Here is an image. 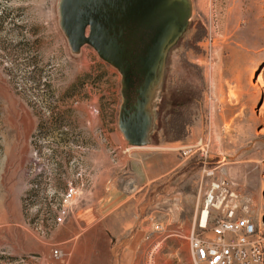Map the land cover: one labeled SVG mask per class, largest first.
Segmentation results:
<instances>
[{
	"label": "rangeland",
	"instance_id": "obj_1",
	"mask_svg": "<svg viewBox=\"0 0 264 264\" xmlns=\"http://www.w3.org/2000/svg\"><path fill=\"white\" fill-rule=\"evenodd\" d=\"M60 2L0 0V264H66L53 220L65 189H76L68 215L90 214L92 201L108 189L137 186L145 164L151 178L162 159L167 171L174 169L164 186L194 188L200 204L210 160H221L224 178L235 184L241 169L243 198L264 230V124L254 141L242 143L210 140L207 125L201 138L190 136L199 107L213 99L209 76L218 58L235 59L242 51L264 57V0H185V30L167 51L148 96L139 146L128 143L118 125L117 69L91 46L70 45L60 25ZM250 85L264 92V59ZM258 103L264 105V93ZM200 140L206 158L200 151L185 154ZM160 187L152 185L138 208L149 232L142 264L151 250L154 264H190L191 225L166 222L172 214L154 204ZM158 224L160 233L154 230Z\"/></svg>",
	"mask_w": 264,
	"mask_h": 264
},
{
	"label": "crops",
	"instance_id": "obj_2",
	"mask_svg": "<svg viewBox=\"0 0 264 264\" xmlns=\"http://www.w3.org/2000/svg\"><path fill=\"white\" fill-rule=\"evenodd\" d=\"M263 59L252 58L245 51L237 53L235 59L230 55L218 58L216 68L209 76L211 92L208 94L213 99L211 102L203 101L199 107L200 113L194 117L192 124V139L201 138L206 125L209 127L210 140L212 138L214 142L242 143L254 141L260 135L258 126L264 124V105L259 108L258 102L264 92L251 86L250 78L253 69ZM216 160L208 162L210 170L225 174L221 160ZM160 162L151 178L148 177L151 167L145 164L141 168V182L137 186H129L127 191L108 189L104 197L92 201L91 206L94 207L90 214L70 213L56 227L55 241L62 246L63 255L66 253V264H142L146 248L144 239L149 232L143 226L146 218L140 216L138 208L145 202L150 187L155 184L161 186L154 195L155 207H160L161 213L172 214L166 222L182 220L189 222L191 229L201 205L194 194L196 189L175 184L170 185L168 190L164 184L174 169L167 171L166 162L163 159ZM237 171L239 183L236 184V192L243 197L246 192L243 184H240L242 170ZM164 200L169 203L164 205ZM95 206L97 210H94ZM166 207L168 210L164 211ZM159 225L163 229L162 224ZM59 253L62 255L61 251Z\"/></svg>",
	"mask_w": 264,
	"mask_h": 264
},
{
	"label": "water",
	"instance_id": "obj_3",
	"mask_svg": "<svg viewBox=\"0 0 264 264\" xmlns=\"http://www.w3.org/2000/svg\"><path fill=\"white\" fill-rule=\"evenodd\" d=\"M59 12L61 28L73 48L87 44L119 71L124 69L125 54L117 47L121 37L116 34L114 24L127 16L132 26L127 35L129 40L155 42L149 57V72L157 67V80L166 49L185 30L187 19L185 0H61ZM147 109L148 100L137 99L131 109L134 112L133 133L128 137L120 128L132 146H139L145 136Z\"/></svg>",
	"mask_w": 264,
	"mask_h": 264
},
{
	"label": "built area",
	"instance_id": "obj_4",
	"mask_svg": "<svg viewBox=\"0 0 264 264\" xmlns=\"http://www.w3.org/2000/svg\"><path fill=\"white\" fill-rule=\"evenodd\" d=\"M200 143L201 140L187 148L185 154L200 151L206 158L208 153ZM205 176L209 180L186 237L190 264H264V230L250 216L248 199L240 197L237 185L223 174L214 176V172L208 170ZM75 197L76 189L68 186L61 196L62 206L53 219L55 224L64 222L69 214L67 207ZM154 230L160 233L162 227L158 224ZM148 254L147 264H154L152 250Z\"/></svg>",
	"mask_w": 264,
	"mask_h": 264
},
{
	"label": "flooded vegetation",
	"instance_id": "obj_5",
	"mask_svg": "<svg viewBox=\"0 0 264 264\" xmlns=\"http://www.w3.org/2000/svg\"><path fill=\"white\" fill-rule=\"evenodd\" d=\"M114 27L116 28V34L121 37L120 41H118L117 47H121L125 54V66L123 71L117 69L120 75L121 96V103L118 112V125L124 130L126 135L130 137L133 133L134 120L132 116L134 112L131 110L132 106L136 103L137 99L146 102L149 92L153 91L158 83L157 67L149 72L151 68L149 57L155 47V42L129 40L127 35L132 26L128 22L127 16L121 21H116ZM172 45L166 49V52ZM128 53H130V55H128Z\"/></svg>",
	"mask_w": 264,
	"mask_h": 264
}]
</instances>
